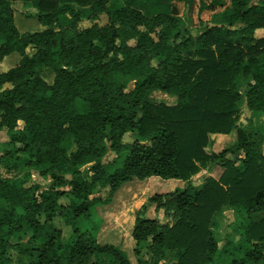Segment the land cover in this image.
Wrapping results in <instances>:
<instances>
[{
    "label": "trees",
    "instance_id": "1",
    "mask_svg": "<svg viewBox=\"0 0 264 264\" xmlns=\"http://www.w3.org/2000/svg\"><path fill=\"white\" fill-rule=\"evenodd\" d=\"M181 1L192 8L193 0ZM229 1L219 21L194 35L174 16H148L136 7L149 9L155 0L117 8L111 0H0V60L20 55L0 74V88L11 86L0 92V131L10 137L0 165L23 173L0 178V201L9 207L0 219V264H14L10 248L20 253L15 264H99L110 256L113 264H131L116 247L97 243L103 220L95 207L102 211L135 179L191 182L217 166L223 168L219 180L206 177L200 190L188 183L151 197L156 211L172 213L175 222L138 214L134 252L139 256L141 244L151 242L149 264H160L167 250L178 254L177 264H264V216L254 220L264 214V199L247 204L264 194V126L256 127L253 118L243 124L239 116L245 104L264 117V0ZM17 2L38 11L43 31H19ZM222 6L213 0L208 9ZM86 21L90 26H83ZM240 35L247 45L233 41ZM44 71L54 74L52 83ZM153 94L176 96L177 104L155 103ZM130 132L148 143L124 144ZM232 133L233 159L227 149L208 151L210 136ZM107 144L117 157L104 163ZM32 171L51 182L32 183ZM98 186L111 189L109 199H91ZM65 197L69 205L60 203ZM225 207L236 220L220 246L212 227ZM57 218L72 228L67 242L54 226ZM83 220L91 224L87 230ZM25 225L39 249L18 243Z\"/></svg>",
    "mask_w": 264,
    "mask_h": 264
},
{
    "label": "rangeland",
    "instance_id": "2",
    "mask_svg": "<svg viewBox=\"0 0 264 264\" xmlns=\"http://www.w3.org/2000/svg\"><path fill=\"white\" fill-rule=\"evenodd\" d=\"M213 0H193L192 8L183 7L182 15L184 18V25L191 33L194 35L202 32L207 25L211 23H216L219 21L220 15L223 11H226L229 5V0H222L223 6L217 7L215 10H209L208 5ZM259 0H252V2L257 3ZM182 2L181 0H156L154 4L146 9L143 5H137L136 7L140 9L146 15H157L165 10L169 9V5L176 7L177 4ZM129 3V0H111L110 7L117 8L122 5H126ZM169 4V5H168ZM202 6H207L203 8ZM13 9L15 10V24L21 33H34L40 32L44 30V27L38 22L37 14L38 11L33 8L30 3H14L12 4ZM106 18H102L101 25L105 24ZM84 27L90 26V22H84ZM258 37L263 36V31H259L256 34ZM234 42L239 43L241 45H247V43L243 40V36L240 35L233 39ZM30 55L35 53L34 50H28ZM20 60V55L18 53H13L7 56L5 59L0 60V74L6 73L11 68L16 66ZM156 65V64H155ZM44 79L48 83H52L54 79V74L51 71H44L43 73ZM121 79V77H119ZM240 83L243 84V78L240 79ZM135 81H131L129 84L130 88H133ZM11 88L10 85H5L0 88V92ZM153 101L155 103H165L169 106H173L177 104V97L171 96L167 98L166 96L152 95ZM247 107L243 104L239 110V116H242L241 123L246 124L247 122ZM261 126V125H260ZM19 127H23V124L20 123ZM211 145L208 149L209 152H217L220 153L224 150H229L232 153L228 154V157L233 159V151L237 144L236 134L232 133L227 135L226 137L221 136H210ZM10 137L8 130L0 131V154L3 150L8 148ZM122 142L124 144L132 145L134 142H142L148 143V141H144L140 139L136 133H126ZM110 144H107L109 150ZM75 151V149H73ZM117 155L109 150L106 156L103 158L104 163H108L113 161ZM91 169V164H88L82 167L81 171H84L85 174L89 172ZM204 171V170H202ZM202 171L195 177L191 179V182H183L176 180H163L158 177H151L145 180H133L132 182L126 184L123 188H121L112 200V203L109 205H104L103 210L98 206L95 207V211L100 212V217L103 220V224L100 228V231L97 235V243L100 246H114L116 247L121 255L124 258H127L131 261V264H139L140 262L143 264H149L151 262L150 254H149V246L151 242H146L141 244V253L137 256L134 250L137 247L135 240L132 237V232L136 224V217L141 215V217L148 218L151 220H159L162 224L173 225L175 220L173 218L172 213L166 212L165 210L156 211V205L150 202L152 196L160 195L167 196L172 194L176 190H183L187 187L188 183L192 185V187L197 190H200L205 184L206 177H212L216 180H219L221 174L223 172V168L215 167L213 171L209 174L202 173ZM23 173L18 170H8L0 165V178H17L22 176ZM32 183H39L43 186H47L51 179H44L39 176L36 172H31ZM71 179L70 176L67 175ZM111 189L109 187L98 186L95 190L91 192V199H101L102 201H106L110 198ZM264 199V194L259 195L255 200L254 204H249V207H255L259 200ZM62 205H69V200L65 197L60 200ZM262 215L256 216L254 220L259 221ZM44 215L40 216L41 222L44 221ZM236 220L234 211L231 207H225L222 212L216 215L215 224L212 227V230L217 237L220 246H222L227 238V235L231 232V224ZM54 226L57 229L61 230L63 233V240L67 242L69 237L72 235V228L66 225L65 220L62 218H57L53 222ZM80 226L83 230H87L91 227V224L87 220H83L80 222ZM28 229L27 226H25ZM32 236V232L29 233ZM238 240V237H237ZM14 243L16 241L13 240ZM32 242V241H31ZM28 241H21V245L24 249L27 247L34 246V242L31 243ZM36 247H40V243H36ZM39 249V248H38ZM7 257L14 260V264L17 262V259L20 257V253L15 248H10L7 252ZM27 259V258H26ZM101 259V260H100ZM98 263L102 264H113L114 260L110 256L100 258ZM178 254L174 251L167 250V254L163 257L160 264H177L178 263Z\"/></svg>",
    "mask_w": 264,
    "mask_h": 264
},
{
    "label": "crops",
    "instance_id": "3",
    "mask_svg": "<svg viewBox=\"0 0 264 264\" xmlns=\"http://www.w3.org/2000/svg\"><path fill=\"white\" fill-rule=\"evenodd\" d=\"M155 1H156V0H155ZM168 5H169V4H168ZM184 5H185V4H184L183 1L180 2L179 4H177L176 7H174V5H173V7H172L171 5H169V9H168V10H165L164 12H162V14H169V15H171V16H174V17H176V18L181 22V24H184V21L182 20V19L184 18V15H182L183 13H182V10H181V9H183ZM228 7H229V8H227V9H230V8H231V7H230V2H229ZM160 14H161V13H160ZM245 107H246V105H245ZM246 117H247L248 119L253 118L256 127H260V125H261V126H264V117H258L257 115H255V114H253L252 112L248 111V109H247V115H246ZM5 130H7V129H5ZM213 136L226 137L227 135H213ZM262 152H263V154H264V143H263V145H262ZM241 157L243 158L244 155H242ZM213 169H214V168H213ZM212 171H213V170L210 171V170H208V169H204V171H202V173L205 172V174H209V175H210V173H211ZM195 178H196V177H195ZM255 200H256V199H253V200L248 201V202H247L248 206H249V204H254ZM3 209H9V207H8V205H6L5 202L0 201V219H1L2 216H3V211H2ZM260 215H262L261 218H263L264 214H260ZM25 226H27V225H25ZM25 226H24V232H25V234H26V237L22 240V242L26 240V241H28V242H31V241H32L31 243H33V242L35 243L34 246H32V247H27V249H38V248H40V247H36V243H39V242L36 241V240H32V239H31L32 236H33V234H32V236H31V235L29 234V233H30L29 228L26 229ZM13 240L16 241L15 239H12V240H11L12 243H14ZM16 243H17V241H16ZM18 243H20L21 248L24 249V247L21 245V241L18 242ZM40 246H41V245H40ZM25 249H26V248H25Z\"/></svg>",
    "mask_w": 264,
    "mask_h": 264
}]
</instances>
